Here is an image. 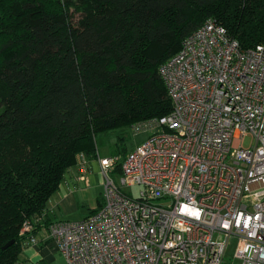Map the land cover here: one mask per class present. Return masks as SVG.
Returning <instances> with one entry per match:
<instances>
[{"label":"trees","instance_id":"16d2710c","mask_svg":"<svg viewBox=\"0 0 264 264\" xmlns=\"http://www.w3.org/2000/svg\"><path fill=\"white\" fill-rule=\"evenodd\" d=\"M209 19L264 44V0H0V264L49 233L52 196L99 134L171 113L161 66Z\"/></svg>","mask_w":264,"mask_h":264},{"label":"built area","instance_id":"2783aa9c","mask_svg":"<svg viewBox=\"0 0 264 264\" xmlns=\"http://www.w3.org/2000/svg\"><path fill=\"white\" fill-rule=\"evenodd\" d=\"M160 73L171 113L133 127L152 133L124 160L100 159L102 207L50 237L66 264H225L232 239L231 264H264V44L209 19Z\"/></svg>","mask_w":264,"mask_h":264},{"label":"rangeland","instance_id":"374dc122","mask_svg":"<svg viewBox=\"0 0 264 264\" xmlns=\"http://www.w3.org/2000/svg\"><path fill=\"white\" fill-rule=\"evenodd\" d=\"M152 120H146L143 123H148ZM131 127L99 134L97 137V146L101 155L103 157H108L111 154H116V151H123L125 149L127 153H131L138 145L146 141L152 133L150 129L135 132V130L133 131ZM120 135H124L126 139H121ZM248 144L249 141L247 140L245 142V145L248 146ZM124 154L125 153H122L121 156L118 157H120L121 160H124L127 156L126 154ZM85 159H87L86 155H80L79 160L80 162H82V165L84 167L86 165L84 161ZM118 171H120V169ZM72 172L74 174H77L79 171L78 169L74 168ZM89 174L91 178L90 184L86 185L82 183L79 185V187H75L72 185L69 186V188L67 187L66 193H63L61 190H59L52 196L48 205L50 212L52 213L53 222L81 221L91 216L93 211L102 206L101 204L104 203L105 190L102 182V180H104L102 170L97 168H95L94 170L91 169V172H89ZM69 177L70 173H67L66 178ZM115 179L116 182L119 183L118 175L115 176ZM63 186L64 185H61V187ZM127 191L133 193L135 198H138L139 193L142 191V188L136 186L128 188ZM46 230L48 231V228H46ZM30 240L31 238H29V241ZM238 244L239 242L237 239H232L230 241V245L226 252L225 264H231L232 262H235V255L237 254Z\"/></svg>","mask_w":264,"mask_h":264},{"label":"crops","instance_id":"0c3cea01","mask_svg":"<svg viewBox=\"0 0 264 264\" xmlns=\"http://www.w3.org/2000/svg\"><path fill=\"white\" fill-rule=\"evenodd\" d=\"M111 156H113V154L109 155L108 157ZM108 157H103L100 151L98 150V157L96 159L92 160L87 158L84 160L86 163L85 167L79 160L78 164L69 170L68 173H70V177L66 178L65 176V180L61 184L64 186L61 187L59 190H61L63 193H66L67 187L69 188V186L73 185L75 187H79V185L82 183L86 185L90 184L91 178L89 172H91V169H101L100 159ZM74 168L78 169L79 172L77 174H74L72 172ZM102 182L104 185V180H102ZM48 210L50 219H52V213L50 212L49 205ZM30 237L34 239V242H29V238L26 239V244L22 253L19 256L18 264H66V259L61 254L59 246L55 241L52 240L46 229L42 228L41 230H38L36 234H31Z\"/></svg>","mask_w":264,"mask_h":264},{"label":"water","instance_id":"95a60500","mask_svg":"<svg viewBox=\"0 0 264 264\" xmlns=\"http://www.w3.org/2000/svg\"><path fill=\"white\" fill-rule=\"evenodd\" d=\"M13 242H10L8 244L5 245L4 249H7L8 247H10L12 245Z\"/></svg>","mask_w":264,"mask_h":264}]
</instances>
